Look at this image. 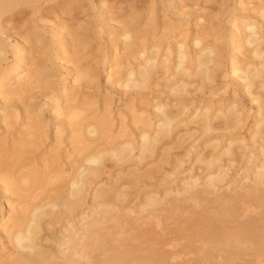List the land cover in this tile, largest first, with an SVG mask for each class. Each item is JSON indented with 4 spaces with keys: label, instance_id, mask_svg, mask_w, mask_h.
I'll return each mask as SVG.
<instances>
[{
    "label": "bare ground",
    "instance_id": "1",
    "mask_svg": "<svg viewBox=\"0 0 264 264\" xmlns=\"http://www.w3.org/2000/svg\"><path fill=\"white\" fill-rule=\"evenodd\" d=\"M49 1L55 2L0 0V54L2 59L8 50L14 55L13 63L0 66V116L1 123L8 128L12 109L8 108V100L22 99L32 86L39 84L43 105H54L51 107L54 119L78 121L72 125L76 134H70L67 141L69 173L64 175L63 170L57 169V151L50 148L47 155L42 154L45 157H39L40 165L27 162L24 168L19 166L23 171L0 179V195L5 196L9 207L5 219L0 214V232L12 246L10 255L0 249V264L6 261L8 264H264V112L261 110L264 106V31L255 23L241 19L228 32L229 51L237 44L236 52L242 49L245 53L240 67L235 66V54L226 61L232 81H239L241 91L251 97L258 108L256 114L260 116L248 134L251 142L245 143L240 137L226 143L216 137L206 140L203 145V149H209L203 153L206 156L196 154L193 162H202L206 172L192 175L193 166L183 169L182 158L177 153L178 156L171 155V150L185 146L187 141L190 150L189 141L195 134L199 133L197 137L200 138L216 131H231L242 125L244 119L233 100L218 103L208 100L180 119L189 109L184 96L189 93L187 80L202 76V80L207 81L222 64L215 45L194 38V49L187 51L181 41H176L174 56L170 59L167 49L162 53L152 42L157 30L152 19L147 21L151 34L139 48L133 43V35L123 29L120 36L124 38L127 55L138 63L122 76V87L147 90L158 86L162 78L173 99L167 102L168 99L156 98L151 117L132 114L130 123L134 136L126 134L125 128H120L116 136H110L105 107L98 114L85 116L86 104L71 102L65 86L57 87L54 80L40 82V74L48 72L44 60L48 52L52 49L56 56L63 49V42L62 45L55 42L62 37V32L55 30V21L46 25L42 18L32 20L41 5ZM66 1L68 10L77 8L88 12L94 8L97 17H102L101 1L97 4H92L91 0H84L82 4L81 0ZM257 8L264 24V4ZM14 11L19 12L14 15ZM14 16L16 21L17 17L18 20L25 18L19 25L12 26ZM38 21L40 25L43 23L42 30L36 28ZM27 22L30 28L25 27ZM43 29L51 36L49 39L43 36ZM28 43L40 49L34 60L26 58ZM68 73L74 76H71L72 82L88 77L84 72L69 70ZM23 115L25 121L22 129H18L15 145L10 150L0 146V167L13 168L5 161H17L28 151L38 148L39 137L46 127L39 114L26 112ZM214 120L219 121L213 123ZM189 150L184 151L185 154ZM72 156L76 158L70 159ZM237 159L245 165L244 168L240 165L243 169L239 166L241 172L236 168L231 182L241 191L226 199L220 194L214 196L211 203L216 207L209 212V206H205L206 201L203 205L200 196L219 189L218 185L226 179ZM178 176H183L177 184L182 188L174 191L166 188V184ZM36 187L43 189L42 195L35 203H29L30 198L33 199L31 191ZM180 192L183 197L179 202L175 198L177 204L174 198L169 199L172 193L178 195ZM11 195L18 199L16 206L9 205ZM190 205L201 209L190 213L193 210ZM183 208L189 217L181 213ZM178 218L182 220L180 223L189 224L188 229L184 230L183 224L178 228ZM168 222L176 224L174 228L177 226L171 231L175 239L170 238L172 235L166 239V235L172 234ZM161 224L167 225L166 234H162ZM155 229H160L161 234Z\"/></svg>",
    "mask_w": 264,
    "mask_h": 264
},
{
    "label": "rangeland",
    "instance_id": "2",
    "mask_svg": "<svg viewBox=\"0 0 264 264\" xmlns=\"http://www.w3.org/2000/svg\"><path fill=\"white\" fill-rule=\"evenodd\" d=\"M99 1L102 3L100 8V11H102L101 18L97 17V11L94 8H90L88 12H83L77 8H70L68 10L69 6H67L66 0H55V2L49 1L46 4H42V8L39 10L40 12L38 11L35 16L32 17V20L33 18L34 20L42 18L43 21L47 22L46 25H50V23L52 24V22L55 21L53 24L54 27H56L55 30L59 29L58 31L62 32V39L58 37L55 42L59 45L63 44V49L60 51L61 53L59 52V55L56 56L53 55L52 49L48 52L46 59H44L45 67L48 69V72H42L40 74L39 79L41 83L54 80L57 87L65 86L66 93L72 98L71 102L75 105H81L82 103L86 104L85 116L90 117L94 114H98L99 111L105 107L109 117L108 133L110 136H116L120 128H125L124 132L126 134L134 136V131L132 130L130 123V116L132 114L151 117L152 105L156 101V98L164 101H167L168 99L167 102H170V99H173V96L171 98V95L164 87L165 83L162 82V78L159 80L160 83L158 86L151 87L150 89L146 88L147 90H128L122 87V76L128 68H134L138 61L127 55V51L124 48V38L121 37L120 34L123 32V29L128 30L129 33L133 35L134 45L137 46L136 48H139L138 46H141L142 43H144V40H146L151 34V32H149V24L147 23L150 18L152 19V23L156 25L157 29V32L155 31L153 34L154 37L152 42L159 46L160 52L162 53L167 49L170 52V59L174 56L176 41H181L185 45L186 50L191 51L194 49L192 47V40L198 38L202 40L203 43L212 46L215 45L214 47L218 51V56H220L222 60L221 66L213 71L210 79L207 81H203L204 79L202 76L194 77L192 79L189 78L187 80L188 86L186 90L189 93L184 94V96L185 102L188 103L187 108L189 109L180 119H184L189 114L188 112L198 106L206 104L208 100H214L217 101V103L233 100L238 105L239 110L243 112L244 118L242 125L240 124V126L236 127V129L233 128L231 131L229 129L228 131L230 132L216 131L217 133H208L200 138L197 137L199 133L195 134V139L193 138V141H189L192 145V149L190 148L189 150L190 145H188L187 141L184 143L185 146L182 145L183 147L181 146V148L171 150V155H174L175 153L179 154L180 159L182 158L183 169H188L193 166L192 170H194L193 173L191 172L192 175H203L206 172V169L202 162L199 161L200 164L199 162H193L196 154L205 155L209 150L208 147H206V149L204 147L203 149L206 140L216 137L219 138L222 143H226L231 138L240 137L244 139L245 143L251 142L248 140V134L252 129V124L258 120L260 116L256 114L258 108L251 101V97L241 91L239 81H232L231 69L226 65V61L230 58L231 54H235V66L240 67L243 63L242 61L245 53L242 52V49H239L238 52H236L237 44L232 47L231 52L229 51L228 32L231 28L236 26L237 21L241 19H246L255 23L261 31H264L263 19L259 18L257 14V6L264 4V0H91L92 4H97ZM79 2L76 4H79ZM82 2L84 3V0H81L80 4H82ZM29 10L30 9L28 8L27 10L25 9L26 12ZM14 12L15 15L19 11ZM26 15L27 21L30 22V16L28 14ZM25 16L21 17V19L24 20ZM14 18L15 21L12 26L19 25L18 23L22 20L20 18V20H18L17 17L16 21L15 16ZM55 19H57V21ZM38 20L40 21V19ZM39 21V26L37 22L35 23L36 28L38 27V30H42L41 27L43 26V23L41 26ZM27 24L28 25L25 27L30 28L28 22ZM14 28L16 29V27ZM15 29H13V31ZM21 29L23 30L22 27ZM18 31H20V28ZM43 36L47 39L51 37L46 29H43ZM58 41L60 42L58 43ZM33 43H35L34 45H37L36 42ZM33 43H28L30 47L29 49L31 50H27L26 58L28 60L29 58H31V60L36 59L39 54L38 51H40L38 46H34ZM13 61L14 55L11 51L8 50V52H6L4 59H2L0 54V66L9 65L13 63ZM35 62H37V60H35ZM172 64L173 61L171 60L170 66H172ZM35 65L37 66L38 64ZM35 65L33 66L35 67ZM33 66L32 68H34ZM69 70H72L73 72H84L85 74L87 73L86 75L88 77L87 79L78 78L72 82L74 76L68 73ZM201 81L203 82L201 83ZM38 85L39 84L32 86L31 90L28 92L29 94L26 93L22 99L18 98L16 100L13 98L10 99V101L8 100V108L11 109L12 107L9 114L10 118L8 119L10 125L8 128L1 123L2 117L0 116V146L5 148V150H10L12 145H15L14 140H17L19 137L18 129L20 130L23 127L22 122L25 121L23 114L26 112L39 114L42 125L46 127L43 128V134L41 133V136L39 135L40 142L38 141L37 149L31 150L32 152L28 151L26 155H23L17 161L13 159H8L7 162L5 161V163H8V165L13 168L0 167V179L3 176L12 175L19 170L23 171V168L25 167L23 166L24 164L28 165V163L30 164L31 162L34 165H40L41 163L39 159L45 157L42 154H46V152H49L52 149L55 152L57 151V169L59 171L63 170L64 175H68L69 173V160L66 158L69 154L67 141L70 134H76L74 131L75 126L72 125L78 121L71 122L66 118L58 117L59 120L54 119V114L51 110V107L54 105H43L41 98L42 93L38 91ZM60 103L63 104V100H60ZM263 108L261 110L264 112ZM218 121L219 120H214L213 123ZM191 125L192 124H190V126ZM190 126L188 125L187 127ZM187 127L183 128L186 129ZM187 150H189V153L185 154L184 151ZM205 156L202 157L205 158ZM72 158L75 159L76 157H70V159ZM241 162V160L239 161L237 159L236 163L234 162L233 166L231 165L232 167L229 168L226 179L218 185L219 189L213 190L210 194H203L200 196L203 205L205 204L204 201H206L205 206H209L207 207L209 212H213L216 207L215 204L213 206V203H211L214 196L220 194L223 199H226L227 197L238 193L239 190L241 191L239 186L237 189L234 187L237 185H234L231 182L233 173L236 172V168L239 169L241 166L244 168L245 164L242 163V165ZM8 165L7 167H9ZM19 166H23V168H20ZM242 167L240 169H243ZM240 169L238 172H241ZM183 176L174 178L171 183L164 186H166V188L169 187V189L171 188L173 191L176 188V190L179 188L181 189L182 186H177V184H179V181ZM157 178L159 179V177ZM156 182L159 183L158 180ZM195 184L198 186L197 184H199V182ZM40 188L41 187H36L32 189L31 196L33 199L30 198L29 203H35L37 201L36 199H38L37 197L42 195L43 189ZM180 193L178 195L172 193V195L169 196V199H171L170 197L174 198V200L176 198L179 199V202L183 197V194L181 193L180 195ZM9 200V205L11 206H16L18 204V199L15 195L9 196ZM175 201L174 202L177 204V200ZM208 201L210 202L208 203ZM136 204L137 202L135 205ZM200 209V207L190 205V210H192L190 213H193L194 211L199 212ZM190 210H187V212ZM181 213H184V215L186 214L184 208ZM190 213L188 212V214ZM0 214L3 219L9 215V207L5 201V196L1 195ZM161 216H163V214ZM181 216L182 215H180L179 218ZM185 216L183 218H186L188 215ZM130 218H132V215ZM179 218L178 221L182 219V217L181 219ZM168 221L172 222L171 220ZM181 221H179L178 228L180 224H183L185 229L183 226L181 227L184 230L188 229L189 224L186 221H183L188 224L184 225L183 222L180 223ZM166 222L164 220L163 223L166 224ZM131 224L133 223H129L128 225L131 226ZM175 225L176 224H174V226ZM163 226L161 224L163 230L162 234L165 230L170 229L169 231L171 232L172 229H177V226L174 228L171 223L168 225L169 229H167V225L164 226L166 229H164ZM155 230L158 231L160 229ZM171 233L172 234H169L168 236L166 235V239L170 237V235H172L170 238L175 237L173 236L174 231ZM158 234H161V230ZM164 234H166V232ZM0 249L2 252L6 253V255H10L12 251L11 244L8 243L2 232H0ZM4 264H8V262L6 261Z\"/></svg>",
    "mask_w": 264,
    "mask_h": 264
}]
</instances>
